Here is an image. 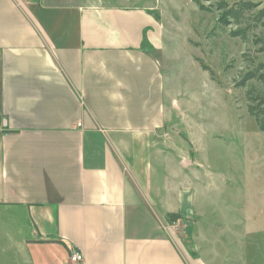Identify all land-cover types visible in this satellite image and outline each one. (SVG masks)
Segmentation results:
<instances>
[{
  "label": "crops",
  "instance_id": "crops-1",
  "mask_svg": "<svg viewBox=\"0 0 264 264\" xmlns=\"http://www.w3.org/2000/svg\"><path fill=\"white\" fill-rule=\"evenodd\" d=\"M161 29L112 0H0V264H216L186 180L156 172Z\"/></svg>",
  "mask_w": 264,
  "mask_h": 264
},
{
  "label": "rangeland",
  "instance_id": "rangeland-1",
  "mask_svg": "<svg viewBox=\"0 0 264 264\" xmlns=\"http://www.w3.org/2000/svg\"><path fill=\"white\" fill-rule=\"evenodd\" d=\"M112 1L147 8L162 26V50H152L146 37L144 47L161 63L172 96L155 142L156 172L163 177L167 166L173 188L188 184L194 249L216 264H264V132L248 112L246 89L237 87L264 64L263 44H255L264 41V20L255 21L264 0H225L258 5L240 27L221 23L217 0ZM249 25V42L232 36ZM249 88L264 93L257 82Z\"/></svg>",
  "mask_w": 264,
  "mask_h": 264
},
{
  "label": "trees",
  "instance_id": "trees-1",
  "mask_svg": "<svg viewBox=\"0 0 264 264\" xmlns=\"http://www.w3.org/2000/svg\"><path fill=\"white\" fill-rule=\"evenodd\" d=\"M217 8L221 13L220 21L224 25H236L238 27L245 23L246 14H249L258 8V5L253 2L241 1L236 3L234 6H230L225 0H217ZM202 10H206L204 6H201ZM264 20V8L259 10L255 21L262 22ZM252 27L249 25L245 28H238V30L232 33L235 38L242 39L245 43L249 42V33ZM146 43V42H145ZM256 45L263 46L260 52L264 53V41L256 40ZM205 71H209L207 66H203ZM257 82L264 85V64H259L253 70L248 71L242 76L241 81L238 83V88L246 89V98L248 102V112L255 119L257 126L261 131L264 132V93L257 90L256 88H249V84ZM169 218L171 221H178L180 216L178 214H170Z\"/></svg>",
  "mask_w": 264,
  "mask_h": 264
},
{
  "label": "built area",
  "instance_id": "built-area-1",
  "mask_svg": "<svg viewBox=\"0 0 264 264\" xmlns=\"http://www.w3.org/2000/svg\"><path fill=\"white\" fill-rule=\"evenodd\" d=\"M80 126V125H79ZM71 264H83L84 256L80 252H73L70 257Z\"/></svg>",
  "mask_w": 264,
  "mask_h": 264
},
{
  "label": "water",
  "instance_id": "water-1",
  "mask_svg": "<svg viewBox=\"0 0 264 264\" xmlns=\"http://www.w3.org/2000/svg\"><path fill=\"white\" fill-rule=\"evenodd\" d=\"M183 166H187L188 163L187 162H182Z\"/></svg>",
  "mask_w": 264,
  "mask_h": 264
}]
</instances>
